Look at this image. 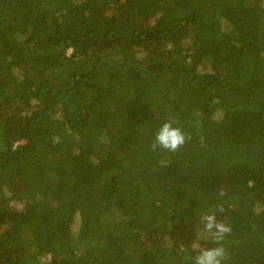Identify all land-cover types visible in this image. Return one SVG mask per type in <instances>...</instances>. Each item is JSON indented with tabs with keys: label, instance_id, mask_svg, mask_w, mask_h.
<instances>
[{
	"label": "trees",
	"instance_id": "1",
	"mask_svg": "<svg viewBox=\"0 0 264 264\" xmlns=\"http://www.w3.org/2000/svg\"><path fill=\"white\" fill-rule=\"evenodd\" d=\"M209 212L264 264V0H0V264H193Z\"/></svg>",
	"mask_w": 264,
	"mask_h": 264
},
{
	"label": "clouds",
	"instance_id": "2",
	"mask_svg": "<svg viewBox=\"0 0 264 264\" xmlns=\"http://www.w3.org/2000/svg\"><path fill=\"white\" fill-rule=\"evenodd\" d=\"M186 139L187 137L182 129L175 126V121H165L156 131L151 148L153 150L162 149L175 152L184 145ZM216 211L223 212V207L218 206ZM200 219L203 230L215 246L198 250L193 257V264H226L228 253L223 246V241L231 233V226L218 221L216 212H209L201 216Z\"/></svg>",
	"mask_w": 264,
	"mask_h": 264
},
{
	"label": "rangeland",
	"instance_id": "3",
	"mask_svg": "<svg viewBox=\"0 0 264 264\" xmlns=\"http://www.w3.org/2000/svg\"><path fill=\"white\" fill-rule=\"evenodd\" d=\"M225 215H226V216H225L226 218H228V217L230 216L228 212L225 213ZM201 249H204V248H201ZM201 249H200V250H201Z\"/></svg>",
	"mask_w": 264,
	"mask_h": 264
}]
</instances>
